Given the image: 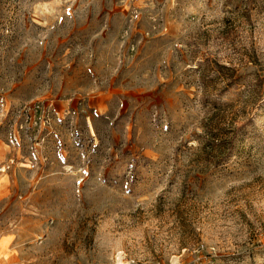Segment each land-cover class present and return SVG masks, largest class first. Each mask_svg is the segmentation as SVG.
Wrapping results in <instances>:
<instances>
[{"label":"rangeland","instance_id":"rangeland-1","mask_svg":"<svg viewBox=\"0 0 264 264\" xmlns=\"http://www.w3.org/2000/svg\"><path fill=\"white\" fill-rule=\"evenodd\" d=\"M0 264H264V0H0Z\"/></svg>","mask_w":264,"mask_h":264}]
</instances>
